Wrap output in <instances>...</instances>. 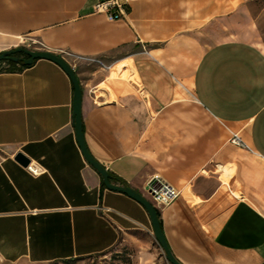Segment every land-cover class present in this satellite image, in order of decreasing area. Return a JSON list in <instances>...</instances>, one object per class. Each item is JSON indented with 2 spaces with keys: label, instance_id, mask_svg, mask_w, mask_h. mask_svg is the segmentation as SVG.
<instances>
[{
  "label": "crops",
  "instance_id": "1",
  "mask_svg": "<svg viewBox=\"0 0 264 264\" xmlns=\"http://www.w3.org/2000/svg\"><path fill=\"white\" fill-rule=\"evenodd\" d=\"M103 1L0 0V53L34 46L74 70L84 143L111 184L150 201L158 176L180 193L155 207L180 264H264V50L237 33L251 27L237 22L236 0H123L111 21L94 11ZM72 103L52 62L0 71L6 262L71 261L121 235L154 238L145 209L103 188L84 160ZM17 155L43 172L33 177Z\"/></svg>",
  "mask_w": 264,
  "mask_h": 264
},
{
  "label": "rangeland",
  "instance_id": "2",
  "mask_svg": "<svg viewBox=\"0 0 264 264\" xmlns=\"http://www.w3.org/2000/svg\"><path fill=\"white\" fill-rule=\"evenodd\" d=\"M237 22L249 23L245 31L237 33L247 41L264 50V0H236ZM30 51H39L34 46L24 47ZM7 69V62H0V70ZM0 264H32L24 261L9 263L0 258ZM50 264H169L157 242L151 236L142 233L121 235L117 243L108 251L86 258Z\"/></svg>",
  "mask_w": 264,
  "mask_h": 264
},
{
  "label": "water",
  "instance_id": "3",
  "mask_svg": "<svg viewBox=\"0 0 264 264\" xmlns=\"http://www.w3.org/2000/svg\"><path fill=\"white\" fill-rule=\"evenodd\" d=\"M19 52H23L27 58L18 59L12 57L13 54ZM37 60H46L54 63L67 75V77L71 81L73 87L72 109H73V123H74L75 137H76L77 145L80 149V152L84 160L100 175V177L102 178V184L106 189L125 194L127 197L133 199L145 209L150 219L154 239L157 242L158 246L160 247L161 251L163 252L166 261L169 264H180L171 254L166 244L162 230L160 228L159 219L157 216V210L155 209V207L146 198H144L134 190L111 184L110 176L107 173V171L99 163H97L87 151L81 129L82 90L74 70L60 56L47 51H30L23 48H17L0 53V62L11 61L24 66H31L34 63V61ZM16 158L22 165L24 166L27 165L28 161L21 155H17Z\"/></svg>",
  "mask_w": 264,
  "mask_h": 264
},
{
  "label": "built area",
  "instance_id": "4",
  "mask_svg": "<svg viewBox=\"0 0 264 264\" xmlns=\"http://www.w3.org/2000/svg\"><path fill=\"white\" fill-rule=\"evenodd\" d=\"M125 3V2H124ZM123 0H105L103 2L97 3L94 6V11L105 15L108 20H118L125 15ZM99 63V62H98ZM91 94L95 98L94 89L91 90ZM229 143L240 148H246L245 143L237 134H233ZM25 170L36 177L40 175L43 171L36 165L30 163L25 167ZM145 193L149 198V202L154 207H164L175 201L180 193L166 181L158 176H154L146 183ZM102 214L109 212V209L99 208Z\"/></svg>",
  "mask_w": 264,
  "mask_h": 264
},
{
  "label": "trees",
  "instance_id": "5",
  "mask_svg": "<svg viewBox=\"0 0 264 264\" xmlns=\"http://www.w3.org/2000/svg\"><path fill=\"white\" fill-rule=\"evenodd\" d=\"M29 67L30 66H24V65L17 64V63H14V62H7V69L0 70V71H20L22 69H26V68H29ZM102 187L104 188L103 184H102ZM157 216H158V213H157Z\"/></svg>",
  "mask_w": 264,
  "mask_h": 264
},
{
  "label": "flooded vegetation",
  "instance_id": "6",
  "mask_svg": "<svg viewBox=\"0 0 264 264\" xmlns=\"http://www.w3.org/2000/svg\"><path fill=\"white\" fill-rule=\"evenodd\" d=\"M24 49V48H23ZM12 57H15V58H18V59H25L27 58L23 52H19V53H16V54H13ZM7 62H11V61H7Z\"/></svg>",
  "mask_w": 264,
  "mask_h": 264
}]
</instances>
